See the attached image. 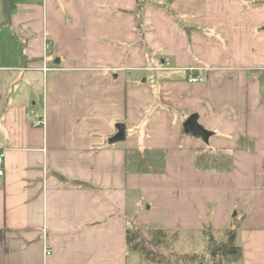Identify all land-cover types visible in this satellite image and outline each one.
I'll list each match as a JSON object with an SVG mask.
<instances>
[{
    "label": "crops",
    "instance_id": "obj_1",
    "mask_svg": "<svg viewBox=\"0 0 264 264\" xmlns=\"http://www.w3.org/2000/svg\"><path fill=\"white\" fill-rule=\"evenodd\" d=\"M148 1L0 0V264H148L132 223L180 239L235 217L231 264H264V0Z\"/></svg>",
    "mask_w": 264,
    "mask_h": 264
},
{
    "label": "trees",
    "instance_id": "obj_2",
    "mask_svg": "<svg viewBox=\"0 0 264 264\" xmlns=\"http://www.w3.org/2000/svg\"><path fill=\"white\" fill-rule=\"evenodd\" d=\"M10 1L12 0H6V8ZM148 2V0H138L141 19L142 10ZM129 156L128 153V167L133 164L134 168L137 167L135 172L142 173L140 161L129 162ZM223 164L224 161H218L216 156L210 160H203V157L197 160L200 171L206 167H217ZM202 234L206 241L204 253H180L175 251V244L179 239L174 238L171 232L157 226L137 229L132 223L126 230L127 251L139 254L148 264H231L241 259L242 250L235 244L233 232H226L223 238H220L211 228H205ZM231 240L232 243H230Z\"/></svg>",
    "mask_w": 264,
    "mask_h": 264
},
{
    "label": "rangeland",
    "instance_id": "obj_3",
    "mask_svg": "<svg viewBox=\"0 0 264 264\" xmlns=\"http://www.w3.org/2000/svg\"><path fill=\"white\" fill-rule=\"evenodd\" d=\"M1 9H2V3H0V11H1ZM6 31L7 30H3V32H6ZM47 46H46L47 48H45V49H46V51L49 52L50 46L49 45H47ZM20 48H22V47L20 46ZM8 60H9V57L6 58V62ZM43 69H44V71H47V69H45V67ZM42 101L44 102V92H43V100ZM129 155H130L129 156L130 160H132V161L138 160V162L140 161L139 165L141 168L140 167L139 168L142 169L143 173H150V172L162 173L164 171V168L163 167L161 168L162 158H161V155L158 153L146 152V153H144V155H141L138 152L133 151V152L129 153ZM212 157L213 156L211 155L209 158H203V160H207V159L210 160V159H212ZM216 159L218 161H224L222 159H225V157L224 156H218ZM212 168H216V167L212 166ZM134 170H136V169L134 168ZM238 221H239V218L236 219V217H235L233 228H232L233 234L237 231L236 223ZM159 228H163V227L160 225ZM213 232H214V234H216L220 238H223V236L225 234V233H218L215 231H213ZM174 235L177 236V234H174ZM205 247H206V241H205V238H204L202 232L196 230V231H189V232L182 233V236L180 237L179 241L175 244V251H179L180 253H189V254L197 253V254H200V253L205 252Z\"/></svg>",
    "mask_w": 264,
    "mask_h": 264
},
{
    "label": "water",
    "instance_id": "obj_4",
    "mask_svg": "<svg viewBox=\"0 0 264 264\" xmlns=\"http://www.w3.org/2000/svg\"><path fill=\"white\" fill-rule=\"evenodd\" d=\"M59 61H57L58 64ZM184 130L186 133H191L193 136L200 137L203 139V141L208 142L211 133L204 129L198 122V116L193 115L190 118H188L184 125ZM117 134L110 139V144H116L125 141L126 139V131L125 126L123 124L117 125ZM232 243V240L230 241Z\"/></svg>",
    "mask_w": 264,
    "mask_h": 264
},
{
    "label": "built area",
    "instance_id": "obj_5",
    "mask_svg": "<svg viewBox=\"0 0 264 264\" xmlns=\"http://www.w3.org/2000/svg\"><path fill=\"white\" fill-rule=\"evenodd\" d=\"M194 71H195L194 69H189L187 71L188 77H189V82L192 84H197V83L204 81V79L206 78V74H204L202 76H200V75L196 76ZM3 167H4V155L1 153L0 154V175H3Z\"/></svg>",
    "mask_w": 264,
    "mask_h": 264
}]
</instances>
